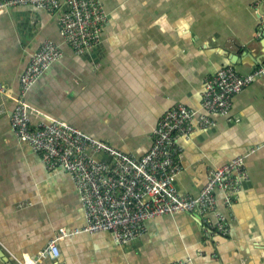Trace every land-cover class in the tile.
Here are the masks:
<instances>
[{
  "label": "crops",
  "instance_id": "crops-1",
  "mask_svg": "<svg viewBox=\"0 0 264 264\" xmlns=\"http://www.w3.org/2000/svg\"><path fill=\"white\" fill-rule=\"evenodd\" d=\"M100 1L107 20L100 40L82 54L61 35L65 0L56 11L29 4L0 11V81L7 87L0 94V264H264V76L234 94L213 126L177 139L175 186L182 194H198L217 165L244 157L247 176L231 205L216 189L226 234L204 223L214 222L213 211L155 216L128 244L105 230L81 231L86 217L70 173L48 168L15 137L9 112L44 40L62 52L24 93L31 124L62 120L137 157L168 108H200L205 79L217 69L229 64L245 73L264 60L256 0ZM60 228L78 232L42 255Z\"/></svg>",
  "mask_w": 264,
  "mask_h": 264
},
{
  "label": "built area",
  "instance_id": "built-area-1",
  "mask_svg": "<svg viewBox=\"0 0 264 264\" xmlns=\"http://www.w3.org/2000/svg\"><path fill=\"white\" fill-rule=\"evenodd\" d=\"M65 1L69 7L58 17L61 35L73 52L85 53L100 40L107 12L100 0ZM24 4L56 11L61 8L62 0H0V11ZM254 7L259 17L256 35L262 37L264 0H256ZM61 52L57 44L44 40L32 54L20 76V94L15 97L9 118L15 137L27 142L48 168H61L70 173L86 217L80 230H105L116 242L128 244L145 232L146 221L155 216L178 211L200 216L213 211L214 222L206 217L204 223L210 230L226 234L227 219L215 210L216 189L222 190L225 204L231 205L235 192L247 176L244 157L237 156L217 165L198 194H182L175 186L182 152L177 139H187L194 130L213 126L216 123L213 116L227 113L234 94L264 76V60L245 73L229 64L217 69L205 79L200 108L181 103L168 108L154 129L150 148L137 157L62 120L31 124V106L24 93ZM0 94H7V87L1 81ZM94 153L104 154L106 158ZM75 232L78 231L60 228L42 255H47L48 247L53 248L58 238ZM56 256L58 250L52 257Z\"/></svg>",
  "mask_w": 264,
  "mask_h": 264
},
{
  "label": "water",
  "instance_id": "water-1",
  "mask_svg": "<svg viewBox=\"0 0 264 264\" xmlns=\"http://www.w3.org/2000/svg\"><path fill=\"white\" fill-rule=\"evenodd\" d=\"M260 43L264 46V36H262Z\"/></svg>",
  "mask_w": 264,
  "mask_h": 264
}]
</instances>
